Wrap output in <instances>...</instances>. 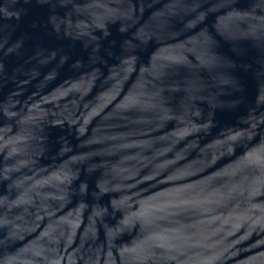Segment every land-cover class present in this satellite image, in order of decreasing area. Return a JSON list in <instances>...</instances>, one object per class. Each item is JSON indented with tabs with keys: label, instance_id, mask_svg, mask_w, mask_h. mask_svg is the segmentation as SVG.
I'll return each instance as SVG.
<instances>
[{
	"label": "water",
	"instance_id": "water-1",
	"mask_svg": "<svg viewBox=\"0 0 264 264\" xmlns=\"http://www.w3.org/2000/svg\"><path fill=\"white\" fill-rule=\"evenodd\" d=\"M0 264H264V0H0Z\"/></svg>",
	"mask_w": 264,
	"mask_h": 264
}]
</instances>
